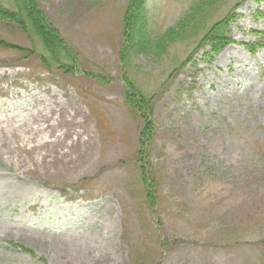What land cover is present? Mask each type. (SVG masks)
<instances>
[{
    "label": "rangeland",
    "instance_id": "rangeland-1",
    "mask_svg": "<svg viewBox=\"0 0 264 264\" xmlns=\"http://www.w3.org/2000/svg\"><path fill=\"white\" fill-rule=\"evenodd\" d=\"M37 1L81 55L83 72L109 82L49 72L37 55L0 48V92L6 93L0 120L36 115L43 104L25 91L28 84L51 106L79 107L75 118L84 128L78 141L72 133V146L30 149L43 162L2 145L0 135V264H87L81 252L94 244L106 250L108 264H264V46L250 54L243 45L264 29V0L238 7L230 26L234 43L211 63L204 60L208 48L201 49L169 74L192 49L189 43L176 44L161 60L137 57L134 78L154 96L150 160L158 217L144 202L134 161L140 119L124 103L118 78L126 0ZM192 2L147 0L152 29L171 26ZM0 37L31 46L3 22ZM17 170L27 172L18 177Z\"/></svg>",
    "mask_w": 264,
    "mask_h": 264
},
{
    "label": "trees",
    "instance_id": "trees-1",
    "mask_svg": "<svg viewBox=\"0 0 264 264\" xmlns=\"http://www.w3.org/2000/svg\"><path fill=\"white\" fill-rule=\"evenodd\" d=\"M147 0H126L120 22V46L117 61L120 69L118 78L123 87L124 103L140 119L137 135L135 163L143 186L144 202L152 215L157 216V178L150 160L157 129L154 121V96L143 90L134 76L140 73L138 56H151L161 60L176 44H193L186 57L174 64L169 74L173 75L193 60L204 48V60L212 62L215 55L234 43L230 26L238 17L236 9L244 0H235L227 11L222 8L231 0H193L186 12L175 22L158 32L152 29ZM259 2V0H255ZM0 22L15 27L30 40V48H21L0 37V48L21 52L22 57L37 55L44 67L50 71L84 73L102 83H108L101 75L83 72L81 55L62 38L59 29L47 18L37 0H0ZM257 40L245 42V49L254 54L264 46V30L252 31Z\"/></svg>",
    "mask_w": 264,
    "mask_h": 264
},
{
    "label": "bare ground",
    "instance_id": "bare-ground-1",
    "mask_svg": "<svg viewBox=\"0 0 264 264\" xmlns=\"http://www.w3.org/2000/svg\"><path fill=\"white\" fill-rule=\"evenodd\" d=\"M22 86L25 91H27L28 94L35 99V102L39 101L43 105L40 106L38 110H35L36 115L32 116L28 120H12L13 122L7 120L3 121L4 119L0 120V135L3 136L2 145L9 146L11 149H14L19 153H25L30 160L43 162V156H40L39 158L35 157L30 149L35 148L38 145H47L50 147H53L54 145H59L60 147L72 146L76 141L71 138L72 133L77 135L76 137L78 141L79 136L82 132H84V128H81L79 125L80 123L75 118L79 107H77V110L72 111V107L70 109L66 108V103L56 101H54L55 106H51L52 104H49L46 101V98L41 99L43 96L34 95L35 86H30L28 84H22ZM46 90V87L40 89L42 92ZM5 94V92H0V95ZM15 95L21 97L23 93L12 91L11 96ZM3 113L5 116H8L6 111ZM50 113H59V115L63 114L64 118L52 119L54 121H50ZM47 121H49V123L46 124ZM77 127H80V130H77ZM67 138H70L71 140H68L67 142ZM89 139L90 137L85 138L81 143H87ZM17 171L18 177H24L27 172L25 170ZM102 251L103 250H101L97 244H94L92 247H88L81 252L82 256H84L87 252L83 262L87 264H108L107 252L105 250L104 253H102Z\"/></svg>",
    "mask_w": 264,
    "mask_h": 264
}]
</instances>
